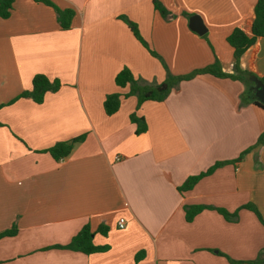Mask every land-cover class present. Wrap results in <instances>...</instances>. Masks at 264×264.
Returning a JSON list of instances; mask_svg holds the SVG:
<instances>
[{"label": "crops", "instance_id": "crops-1", "mask_svg": "<svg viewBox=\"0 0 264 264\" xmlns=\"http://www.w3.org/2000/svg\"><path fill=\"white\" fill-rule=\"evenodd\" d=\"M71 9L69 30L55 11L33 0H14L0 18V264H228L226 255L253 260L264 248V142L242 158L264 133V110L252 104L254 81L210 75L183 81L163 102L138 105L114 78L127 68L145 84L166 71L186 75L216 57L233 73L234 29L250 35L256 0H50ZM154 1L166 11L163 17ZM197 16L199 35L189 27ZM132 22L157 57L132 35ZM239 68L264 78V38L241 56ZM61 87L44 102L15 100L34 75ZM119 94L107 116L103 101ZM144 119L135 134L130 115ZM84 136L55 161L48 148ZM118 158V159H117ZM216 162L226 164L188 192L178 187ZM211 206L191 222L184 207ZM123 220V227L118 223ZM88 225L93 244L107 251L84 255L52 249L67 245ZM100 226L107 234L97 232ZM222 255H220V254ZM140 259L135 263L136 255Z\"/></svg>", "mask_w": 264, "mask_h": 264}, {"label": "trees", "instance_id": "trees-1", "mask_svg": "<svg viewBox=\"0 0 264 264\" xmlns=\"http://www.w3.org/2000/svg\"><path fill=\"white\" fill-rule=\"evenodd\" d=\"M35 3L43 4L45 6L51 7L57 16V22L59 27L62 30H69L72 25V20L74 18V11L71 9L61 10L59 9L53 2L50 0H33ZM14 0H0V18L7 19L10 16V12L12 9V4ZM154 8L163 16L166 17L167 11L156 1H154ZM253 21L250 27V35H247L240 29H234L231 34L226 38L227 44L233 50V73H225L218 61L215 57L214 61L203 68L196 69L191 71L186 75H172L167 71L165 64L161 61L163 68L166 71L165 79L161 83L156 84H145L141 83L139 80L135 79L132 73L127 69L123 68L114 78V83L116 86L120 88L129 87L128 93L124 96L125 98L128 96H136L138 99V105H141L146 101H154V102H163L170 92L173 90H177L178 86L183 81H188L193 79L196 76L200 75H210L219 79H230L233 81H239L243 84L247 82H251L252 80H258L262 84H264V78H257L250 73L242 71L239 68V61L243 53L254 43L258 38H264V0H256L254 8H253ZM123 21L127 24L134 38L154 57H157L156 54L152 51V49L148 46V44L141 38L139 35L136 26L124 19ZM61 87L60 82L57 79L50 80L46 76L42 74H36L33 76L31 81V88L27 91H23L19 94V96L15 99H30L37 105H40L44 102L45 96L48 93H56ZM121 97L119 94H110L107 95L103 101V110L107 116H111L116 113L120 106ZM252 104L264 110V105L261 104L256 98L252 101ZM130 121L136 126L135 134L140 135L144 133L147 129L145 121L141 117H137L134 113L130 115ZM0 126H2L0 124ZM84 140V136H78L76 138L71 139L70 141L58 142L48 148L46 150L47 153L55 161H60L66 158L74 144L82 142ZM264 142V133H262L254 146L248 148L243 153H241L240 158H242L249 151L257 147L258 145ZM225 162H216L211 167H209L206 171L199 173L195 176L188 177L181 186L178 187V191L180 193L188 192L192 190V188L204 177L211 175L216 169L225 165ZM241 209H246L254 213L257 217L260 224L264 227V219L256 209L254 205L248 204L241 207ZM204 210H212L218 212L226 221L235 220L237 217V211L233 213H229L223 209L214 208L211 206L204 205H193V206H185L184 214L185 220L187 222H191L193 218L201 213ZM97 232L101 235L107 234V228L104 226H100ZM16 234V228L13 226L11 229L5 230L0 233V239L4 237H12ZM93 236L90 227L85 225L71 240L67 245L64 246H54L52 249H61L68 250L72 252L82 253L84 255H91L94 253H101L107 251V246H96L93 244ZM220 254V253H218ZM222 255V254H220ZM140 254L136 255L135 263H137L140 259ZM226 258L228 264H264V248L261 249L257 256L250 261H239L229 258L226 255H222Z\"/></svg>", "mask_w": 264, "mask_h": 264}, {"label": "water", "instance_id": "water-1", "mask_svg": "<svg viewBox=\"0 0 264 264\" xmlns=\"http://www.w3.org/2000/svg\"><path fill=\"white\" fill-rule=\"evenodd\" d=\"M189 27L191 30H193L194 32H196L199 35H203L204 34V28L201 24L200 18L197 16L191 17L189 19ZM255 86V98L264 105V84H262L261 82H259L258 80L254 81Z\"/></svg>", "mask_w": 264, "mask_h": 264}, {"label": "built area", "instance_id": "built-area-1", "mask_svg": "<svg viewBox=\"0 0 264 264\" xmlns=\"http://www.w3.org/2000/svg\"><path fill=\"white\" fill-rule=\"evenodd\" d=\"M117 159H118V158H117ZM118 226H119V228H122V227H123V220H120V221H119Z\"/></svg>", "mask_w": 264, "mask_h": 264}, {"label": "rangeland", "instance_id": "rangeland-1", "mask_svg": "<svg viewBox=\"0 0 264 264\" xmlns=\"http://www.w3.org/2000/svg\"><path fill=\"white\" fill-rule=\"evenodd\" d=\"M252 98H255V91H253Z\"/></svg>", "mask_w": 264, "mask_h": 264}, {"label": "flooded vegetation", "instance_id": "flooded-vegetation-1", "mask_svg": "<svg viewBox=\"0 0 264 264\" xmlns=\"http://www.w3.org/2000/svg\"><path fill=\"white\" fill-rule=\"evenodd\" d=\"M253 90L255 91L254 87H253Z\"/></svg>", "mask_w": 264, "mask_h": 264}]
</instances>
